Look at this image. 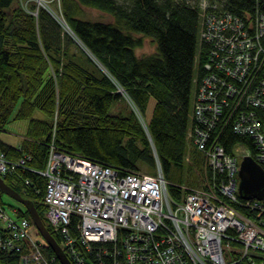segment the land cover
<instances>
[{
	"label": "trees",
	"instance_id": "obj_1",
	"mask_svg": "<svg viewBox=\"0 0 264 264\" xmlns=\"http://www.w3.org/2000/svg\"><path fill=\"white\" fill-rule=\"evenodd\" d=\"M202 1L49 0L42 6L33 0H0V133L12 118L29 120L19 145L0 139V151L9 159L29 156L2 177L33 202L59 245L42 201L46 177L40 171L51 145L121 171L141 172L142 165L154 169L159 162L165 180L172 170L183 169L189 152L190 167L211 175L203 154L190 149L187 140L194 75L204 56ZM204 1L207 9L215 5L239 15L255 7V0ZM86 7L112 19L86 17ZM143 37L155 50L138 55ZM124 94L131 105L110 112L125 102ZM36 110L44 117L34 116ZM236 136L227 127L224 142L240 140ZM196 176L188 187L201 185ZM181 185L167 182L177 199ZM15 208L30 219L25 207ZM47 252L54 256L51 248ZM0 264H20L19 252L0 247Z\"/></svg>",
	"mask_w": 264,
	"mask_h": 264
},
{
	"label": "built area",
	"instance_id": "obj_2",
	"mask_svg": "<svg viewBox=\"0 0 264 264\" xmlns=\"http://www.w3.org/2000/svg\"><path fill=\"white\" fill-rule=\"evenodd\" d=\"M201 6L187 140L211 175L181 185L177 199L159 162L154 174L121 171L51 145L40 171L44 216L72 264H264V196L242 199L237 189L244 155L264 168V0L243 15ZM227 127L240 140L226 144ZM27 157L0 151V176ZM12 211L0 203V247L19 252L20 264H60L32 220Z\"/></svg>",
	"mask_w": 264,
	"mask_h": 264
},
{
	"label": "rangeland",
	"instance_id": "obj_3",
	"mask_svg": "<svg viewBox=\"0 0 264 264\" xmlns=\"http://www.w3.org/2000/svg\"><path fill=\"white\" fill-rule=\"evenodd\" d=\"M34 2H36V4L38 5H42L45 6L46 2H48L49 0H33ZM85 10V16L89 17V18H99V19H105V20H110L112 19L111 16L108 13L102 12V10H97L91 7H86L84 8ZM65 30L68 31L71 35L72 32L70 31V29H68V27L64 26ZM155 50V46L152 42V40L149 37H143V43L140 47L136 48V54L140 55V54H146V53H150L153 52ZM46 77V75H45ZM122 91V90H121ZM123 93V91H122ZM125 102L122 101L120 102V104L118 106H113L110 109V112H116L118 110V108L121 106H127V104L131 105L130 101L127 100L128 98H126L125 94ZM154 104V100L151 99L149 104H148V110L146 111V118L149 119V116L151 115V111H152V107ZM115 105V104H114ZM36 117H44L43 112L40 110H36L33 114ZM28 119H13L8 121V123L5 125L4 130L0 133V139H2L3 141L7 142L8 144L11 145H19V143L21 142V140L24 138L26 130H27V126H28ZM189 143V142H188ZM190 149L192 148V146L189 144ZM185 164L183 166V169L181 170H172L168 177L166 178L167 182H182V185L184 184L185 186H187L186 184L188 182H190L191 178L194 180L198 175V179H199V184H202L203 179L205 178V171H199L197 170L196 166H192V168L190 167V153L188 152L186 154V159H185ZM140 170L144 173H155V168H150L148 166L142 165ZM0 201L3 202V206L6 209L7 213L10 216H15V213L13 210V208L15 207H24V205H22L20 202H18L17 200L11 198L10 196H8L5 193H2L0 196Z\"/></svg>",
	"mask_w": 264,
	"mask_h": 264
},
{
	"label": "water",
	"instance_id": "obj_4",
	"mask_svg": "<svg viewBox=\"0 0 264 264\" xmlns=\"http://www.w3.org/2000/svg\"><path fill=\"white\" fill-rule=\"evenodd\" d=\"M252 156L244 155L238 167V194L242 199L258 198L264 196V168ZM5 193L20 202L26 208L30 219L37 227L39 233L47 241L60 264H72L59 243L42 220L38 209L32 201L22 197L15 189L7 185L0 176V194Z\"/></svg>",
	"mask_w": 264,
	"mask_h": 264
}]
</instances>
